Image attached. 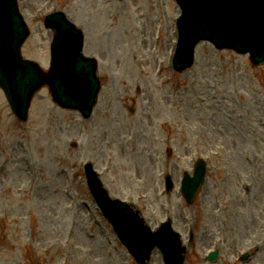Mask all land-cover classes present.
Returning a JSON list of instances; mask_svg holds the SVG:
<instances>
[{
	"label": "rangeland",
	"instance_id": "rangeland-1",
	"mask_svg": "<svg viewBox=\"0 0 264 264\" xmlns=\"http://www.w3.org/2000/svg\"><path fill=\"white\" fill-rule=\"evenodd\" d=\"M17 4L31 30L25 57L49 69L44 16L61 9L83 28L102 88L84 119L44 85L26 121L0 88V264H138L90 194L87 163L152 228L173 219L185 264H264V65L201 41L191 65L173 70L175 0ZM200 157L206 181L188 203L180 183ZM147 264H164L158 248Z\"/></svg>",
	"mask_w": 264,
	"mask_h": 264
},
{
	"label": "water",
	"instance_id": "water-1",
	"mask_svg": "<svg viewBox=\"0 0 264 264\" xmlns=\"http://www.w3.org/2000/svg\"><path fill=\"white\" fill-rule=\"evenodd\" d=\"M185 1L187 3L183 8L185 15L193 10L192 7H197L196 12L212 18L211 7L205 8L201 0ZM232 1L228 0L225 10L221 12L225 15L219 16L220 22L228 23L232 27L229 32L224 33L222 30H214L210 27L203 28L200 19L195 21L187 17L185 22V16L180 29L181 42L183 45L194 46L193 44L200 39L208 38L219 47L232 46L240 52L249 51L252 59L258 63L260 61L258 55L264 54V26L256 20V26L252 28L251 19L254 18V11L250 8L243 10L232 4ZM5 4L6 2L3 3L0 0V84L6 86L15 112L21 119H25L32 95L42 83L48 82L57 102L65 107L78 108L85 116H88L95 103L100 83L96 74L95 61L85 58L81 53L83 36L80 31L74 29L61 12L47 17L46 23L56 28V35L51 45L50 70L48 73H43L36 62L21 56L20 44L29 30L23 20L9 11ZM234 10L240 17L228 15L229 11ZM261 16L264 17V12ZM257 18H259L258 15ZM1 25L5 29H2ZM197 167L196 175L185 177L183 182L189 201H192L204 181L205 162L199 160ZM91 171L93 172L92 169ZM89 178L90 181L94 180L91 174ZM100 191L102 208L109 214L121 238L140 264H145L144 259L149 258L151 249L155 245H159L163 250L166 264H183L185 247L182 245L179 234L171 228L169 222L162 223L158 230L153 232L130 205L118 199H110L105 195V191L101 189Z\"/></svg>",
	"mask_w": 264,
	"mask_h": 264
}]
</instances>
